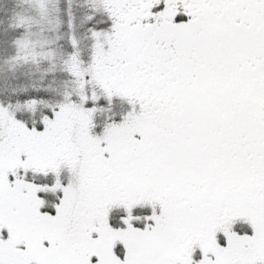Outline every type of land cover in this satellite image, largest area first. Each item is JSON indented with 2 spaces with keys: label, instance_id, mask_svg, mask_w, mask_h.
<instances>
[{
  "label": "snow or ice",
  "instance_id": "obj_1",
  "mask_svg": "<svg viewBox=\"0 0 264 264\" xmlns=\"http://www.w3.org/2000/svg\"><path fill=\"white\" fill-rule=\"evenodd\" d=\"M0 264H264V0H0Z\"/></svg>",
  "mask_w": 264,
  "mask_h": 264
}]
</instances>
